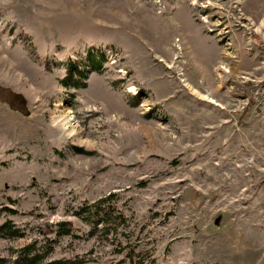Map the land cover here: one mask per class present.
Here are the masks:
<instances>
[{"label": "rangeland", "instance_id": "374dc122", "mask_svg": "<svg viewBox=\"0 0 264 264\" xmlns=\"http://www.w3.org/2000/svg\"><path fill=\"white\" fill-rule=\"evenodd\" d=\"M33 243L264 264V0H0V259Z\"/></svg>", "mask_w": 264, "mask_h": 264}, {"label": "trees", "instance_id": "16d2710c", "mask_svg": "<svg viewBox=\"0 0 264 264\" xmlns=\"http://www.w3.org/2000/svg\"><path fill=\"white\" fill-rule=\"evenodd\" d=\"M94 60V59H93ZM102 61L93 62L97 68L100 67ZM105 200L98 202L97 204L91 205L89 208L88 206L83 207L77 214L80 217L85 219L88 216L90 219L93 230H109L112 223L113 212L109 209L111 204H105ZM87 217V218H89ZM87 220V219H86ZM102 225V227L100 226ZM60 230L57 232L59 237L61 236H68L73 235L74 231L71 228L67 227L66 223L60 224ZM101 227V228H100ZM18 233V231H16ZM83 260L81 259H49L47 255L41 253L39 250L36 249V243L28 245L25 247L19 255L16 257L13 264H83ZM0 264H8L5 259H0ZM130 264H144L142 260H134V257L131 256Z\"/></svg>", "mask_w": 264, "mask_h": 264}]
</instances>
